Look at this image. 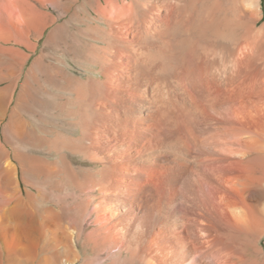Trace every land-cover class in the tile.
Masks as SVG:
<instances>
[{"label":"bare ground","instance_id":"6f19581e","mask_svg":"<svg viewBox=\"0 0 264 264\" xmlns=\"http://www.w3.org/2000/svg\"><path fill=\"white\" fill-rule=\"evenodd\" d=\"M79 1L0 27V264H264V0Z\"/></svg>","mask_w":264,"mask_h":264},{"label":"rangeland","instance_id":"374dc122","mask_svg":"<svg viewBox=\"0 0 264 264\" xmlns=\"http://www.w3.org/2000/svg\"><path fill=\"white\" fill-rule=\"evenodd\" d=\"M9 1V2H8ZM15 0H0V27L1 28H3V26H4V29L3 30H1V28H0V30L1 31H3L4 33H5V30L6 29H8V27H9V31H11V34H10V32L9 31H7V34H9V35H7L6 33V35H5V38L7 39L8 37H6V36H13V37H11V38H13L14 40H16L17 42H19L21 39H19V40H17V37H19V36H17L18 34L16 33V31L14 32V21H15V19H17L18 17H21V16H19V14L20 13H22L21 11H23V12H25L24 10H23V7H25V9H26V11L28 12H26L29 16L31 15V16H37V14L35 15V13H37L36 11H38V8H39V3L40 2H37V1H39V0H24V2H23V0H19L20 2H23V3H21L22 4V6H23V4H24V6L23 7H21L20 6V2H18V0H16V2H14ZM83 1L84 0H81V1H79L78 3H76V6L74 7V9H73V11H72V14L74 13L75 15H76V23H77V21H80L81 20V24L79 25V27L80 28H84V29H82L83 31L84 30H86L85 32H84V34H86V35H88V37L90 36V37H93L92 35H94V37H93V39H95L96 41L94 42V44H98V43H103V40H104V36H103V33L101 32V29L98 27V24L94 21L93 23L91 22V21H93V19H92V17H91V15L89 14L90 13V11H89V8H87L86 6L85 7H83L82 6V3H83ZM15 3V5H14V3ZM12 3H13V5H12ZM16 3L17 4H19V6H20V9H19V7L18 6H16ZM25 3H26V5H25ZM28 3V4H27ZM81 3V4H80ZM7 4H8V6H7ZM30 4V5H29ZM79 4V5H78ZM11 5V6H10ZM31 6V7H29V6ZM37 5H38V7H37ZM78 5V6H77ZM34 6V7H33ZM18 7V8H17ZM29 7V8H28ZM36 7V8H35ZM33 9L34 11L32 12V11H30V9ZM14 9H18V11L20 12H18V14H17V17H16V10H14ZM31 9V10H32ZM36 9V10H35ZM29 12H32L31 14L29 13ZM15 16V18H13V16ZM12 16V17H11ZM34 17H32V18H34ZM13 20H12V19ZM12 21V22H10V21ZM6 21V22H5ZM2 23V24H1ZM86 23V24H85ZM261 23H264V18H263V20L261 21ZM4 24V25H3ZM10 24H12V25H10ZM85 24V25H84ZM8 25V26H7ZM87 25V26H86ZM7 26V27H6ZM89 26H91V28L89 27ZM95 26V29H93V27ZM86 27V28H85ZM89 27V28H88ZM93 30V31H92ZM98 30V31H97ZM1 31H0V37H1V39H0V45L1 46H3V50L2 51H4L5 50V47L7 48V47H9V48H11L12 46H14L13 45V43H7L6 42V44H5V41L3 42V39H5L4 38V36L1 34ZM95 31H97V32H95ZM9 32V33H8ZM90 32H94V33H90ZM95 33H96V35H97V37H96V35H95ZM12 34H14V35H12ZM83 34V35H84ZM86 35H84L83 36V40H84V42H91V38L89 37V38H87L86 37ZM15 36V37H14ZM100 36H101V38H100ZM86 40V41H85ZM88 40V41H87ZM100 40V41H99ZM15 47V46H14ZM0 48H2V47H0ZM8 49V48H7ZM6 49V50H7ZM5 50V51H6ZM1 51V52H2ZM0 52V53H1ZM62 56H61V55ZM66 55V54H65ZM87 55V54H86ZM68 56H64V53L62 54V53H57V56H56V58L58 59H60V61H67V58ZM85 55L83 56V58H82V61H80L81 62V64H79V61H78V63L76 62L75 63V66H74V68H75V72L76 73H85L86 74V71H85V69L84 68H88L89 67V69H97V66L94 64V63H92V62H94L92 59H90L89 57H88V55L85 57ZM69 58V57H68ZM85 59H88V60H86L85 61ZM89 59H90V61H89ZM85 62V63H84ZM87 62H89V63H87ZM81 65V66H80ZM93 65H95V67L93 66ZM86 66V67H85ZM78 71V72H77ZM87 74H89V73H87ZM54 108H45L44 110H42V114H44V112H45V116H47V117H49V119H50V121H51V123H52V121H53V119H54V121L56 120V122H53V124L51 125V127L52 128H54V126L59 122V121H64V120H66L65 119V116H63V118L64 119H61V118H58V117H56L55 115L53 116L52 114L54 113V111L55 110H53ZM46 110H48V111H46ZM69 110V109H68ZM49 113V114H48ZM51 118H52V120H51Z\"/></svg>","mask_w":264,"mask_h":264}]
</instances>
